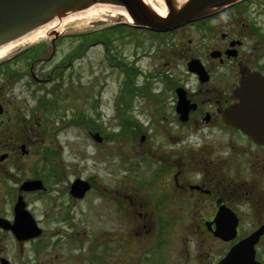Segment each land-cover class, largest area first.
Here are the masks:
<instances>
[{"label":"flooded vegetation","instance_id":"af4514ba","mask_svg":"<svg viewBox=\"0 0 264 264\" xmlns=\"http://www.w3.org/2000/svg\"><path fill=\"white\" fill-rule=\"evenodd\" d=\"M256 4L264 9V0H240L165 33L133 27L121 19L119 23L104 28L100 34L112 32L118 41L140 34L150 39L156 47V56L162 60L184 63L180 81L177 82L169 71L163 74L165 79L172 80L167 92L171 95L168 98L169 117L164 116V120H157V123L163 124L167 118L179 130L193 133L213 127L253 142L237 129L227 126L222 115L238 102L234 91L242 78L240 65L264 77V35L257 20ZM57 40L50 41L55 48ZM100 43L106 44L105 41ZM79 49H83L82 45ZM54 54L53 48L50 59ZM16 58L2 62L0 68ZM47 62L50 60L40 61L38 74ZM32 64L24 75L41 86L52 83L56 74L67 70L71 57L67 62L51 66L52 76L44 80L33 72ZM164 66V70L170 68L168 64ZM11 83L7 81L6 85ZM131 89L134 93L146 90L143 86ZM177 89L183 97L185 115L177 111ZM8 104L0 93V264L219 263L210 259L212 248L206 251L205 257L192 248L193 237L199 229L214 244L224 243L210 230L215 231L213 222L221 208L232 211L226 197L217 189L219 180L215 158L203 153L207 145L205 141L156 154L160 167L144 171L140 182L123 185L126 189L120 186L107 188L80 177L72 180L70 174L64 178L62 167L51 166L46 152L39 158L40 168L38 163L31 167L32 171L16 176L17 189L15 196H11L9 211L6 163L14 157L18 160V157L15 148L8 150ZM154 109H161V104L156 103ZM129 121L138 124L136 120ZM22 146L20 155L29 157L31 152L26 149L22 152ZM258 147L264 149L263 146ZM78 179L90 186L81 198L71 193V185ZM26 182L41 184L36 189L21 190ZM19 198L33 221L28 232L26 224L16 227L14 207ZM104 217L113 222V227L102 226ZM55 220L70 229L64 238L61 237L62 240H56L59 231L50 228ZM85 223L96 228L89 239L86 230L81 229ZM97 225H101L99 229ZM62 247L64 253L59 250Z\"/></svg>","mask_w":264,"mask_h":264},{"label":"rangeland","instance_id":"374dc122","mask_svg":"<svg viewBox=\"0 0 264 264\" xmlns=\"http://www.w3.org/2000/svg\"><path fill=\"white\" fill-rule=\"evenodd\" d=\"M255 6L264 35V9L261 5ZM112 25L115 24L110 20L98 18L82 25H70L55 39L46 37L1 59L0 64L17 57L0 68V93L9 103L6 108L8 150L15 148L18 157L6 163L8 210L17 189L16 176L32 171L31 167L38 163V167L42 166L39 158L46 152L51 166L62 167L64 178L70 174L72 180L80 177L107 188L126 189L123 185L139 183L144 171L160 167L156 154L205 141L203 153L215 158L217 189L239 217V227L234 241L215 244L199 229L193 237L192 248L203 257L212 248L210 259L219 262L236 241L264 225V149L229 131L205 127L193 133L169 123L167 109L171 95L167 92L172 80L165 79L163 74L169 71L180 81L184 63L162 60L156 56V47L150 39L140 34H129L133 38L118 41L116 35L107 32L109 39L101 44L105 40L100 32ZM56 39L55 48L50 41ZM81 45L83 49H79ZM29 48V52H24ZM53 48L55 56L50 59ZM70 57V66L59 71L52 83L36 85L24 75L34 63L33 72L44 80L52 76L51 66L67 62ZM48 59L50 62L38 74L40 61ZM164 64L170 68L164 70ZM7 81L12 83L6 85ZM126 83L130 84L129 88L143 86L146 90L135 93L123 90ZM156 103L161 104V109H154ZM164 116H167L166 122L157 123ZM129 119L138 124L130 123ZM94 133L100 134L102 143L91 139L90 134ZM22 145L31 152L29 157L20 155ZM102 220L103 227H113V222L106 217ZM50 228L59 231L56 240H62L65 232L70 231L56 220ZM81 229L86 230L88 239L92 230H96L87 223ZM59 250L64 253V247ZM255 250L257 260L264 264V236Z\"/></svg>","mask_w":264,"mask_h":264},{"label":"water","instance_id":"95a60500","mask_svg":"<svg viewBox=\"0 0 264 264\" xmlns=\"http://www.w3.org/2000/svg\"><path fill=\"white\" fill-rule=\"evenodd\" d=\"M240 0H187L175 8L173 0H164L167 15L158 18L145 7V0H0V47L26 33L59 18L62 15L78 12L87 7L102 3L111 4L124 10L133 27L144 28L154 32H170L182 25L204 17L210 12L221 7L233 5ZM112 24H117L118 19H112ZM53 39L58 35H52ZM195 71H198L196 69ZM242 76L234 96L238 102L227 108L222 115L223 122L237 129L249 137L255 144L264 146V77L256 72H250L240 65ZM177 111L186 114L183 97L177 89ZM91 139L102 143L99 133L90 134ZM21 151L25 152L24 146ZM41 183L26 182L20 189L29 191L38 188ZM90 189L89 183L76 180L71 185V193L78 198ZM16 227L22 223L33 224L31 216L25 211V205L19 198L14 207ZM215 231L210 232L224 242H232L237 236L238 218L230 209L221 208L213 222ZM26 232V233H27ZM264 236V225L247 237L236 242L218 264H261L255 259V246Z\"/></svg>","mask_w":264,"mask_h":264},{"label":"bare ground","instance_id":"6f19581e","mask_svg":"<svg viewBox=\"0 0 264 264\" xmlns=\"http://www.w3.org/2000/svg\"><path fill=\"white\" fill-rule=\"evenodd\" d=\"M186 1L187 0H173V3L175 8H178ZM144 5L149 10V12L160 19L167 15V9L165 7L164 0H145ZM97 18L103 20L107 19L110 21L112 19H118L119 21L123 19L124 21L130 23L124 10H121L120 8L111 4H93L84 10L65 14L59 18H55L46 24L30 31L29 33H26L23 36L1 46L0 61L15 50L39 43L38 41L44 40L46 37L64 33L70 25H82Z\"/></svg>","mask_w":264,"mask_h":264},{"label":"trees","instance_id":"16d2710c","mask_svg":"<svg viewBox=\"0 0 264 264\" xmlns=\"http://www.w3.org/2000/svg\"><path fill=\"white\" fill-rule=\"evenodd\" d=\"M102 36L104 37L105 42H107L109 38H106V35H105V34H102ZM108 43H109V42H108ZM120 67H122V66L120 65ZM125 72H126V70H125ZM128 82H129V81H128ZM127 85H130V84L126 83V86H125L126 89H125V90H127V91H129V92H132V89H131V88H132L133 86H132L131 88H129ZM129 122H130V121H129ZM130 123H133V122H130ZM128 124H129V123H128Z\"/></svg>","mask_w":264,"mask_h":264}]
</instances>
